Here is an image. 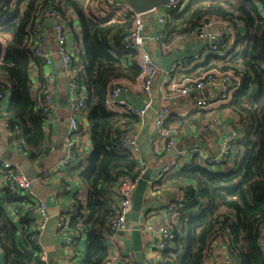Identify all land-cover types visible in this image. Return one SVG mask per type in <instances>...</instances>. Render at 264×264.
Wrapping results in <instances>:
<instances>
[{"label": "trees", "instance_id": "trees-1", "mask_svg": "<svg viewBox=\"0 0 264 264\" xmlns=\"http://www.w3.org/2000/svg\"><path fill=\"white\" fill-rule=\"evenodd\" d=\"M93 0H3L0 7V90L10 92L12 106L7 119L11 127H23L20 143L33 159L46 152L47 114L33 93L31 68L43 63L35 54L33 28L42 11L58 5L74 10L80 23L72 28L73 62L79 71V86L86 96L87 119L92 151L82 162L81 182L86 187L87 204L70 220L69 228L86 234L88 247L82 264H103L109 257L108 224L115 216L119 201L116 186L120 177L131 173L134 156L118 142L121 128L138 121L111 110L106 105L108 88L115 79L135 81L141 74L138 51L125 50L122 38L132 18L114 14L95 16ZM181 0L173 10L164 8V43L190 35L204 20L216 18L246 28L236 37L235 45L224 53L206 55L197 75L187 72L183 84L200 77V71L214 68L232 71L240 86L223 108L237 117L243 135L235 143L238 158L233 167L214 169L195 160L179 166L169 179L187 189L182 208L173 211L174 248L162 252L170 256L167 264H205L209 249L228 234L229 248L240 257L241 264H264V0ZM186 5V6H185ZM245 39L244 41L242 39ZM238 41L242 43L238 47ZM71 49V48H70ZM42 64V65H41ZM185 80V78H184ZM9 87V88H8ZM200 112L196 123L207 119ZM201 122V123H202ZM200 123V124H201ZM226 166V165H225ZM7 181V180H6ZM0 178V248L3 264H31L37 261L38 249L27 241L31 207L17 202ZM3 195L5 197H3ZM17 203L19 230L9 207ZM85 211L88 215L85 214Z\"/></svg>", "mask_w": 264, "mask_h": 264}, {"label": "crops", "instance_id": "crops-1", "mask_svg": "<svg viewBox=\"0 0 264 264\" xmlns=\"http://www.w3.org/2000/svg\"><path fill=\"white\" fill-rule=\"evenodd\" d=\"M188 0L185 1V4ZM186 6V5H185ZM160 7L145 14V28L143 36L146 37V49L150 52L153 60L159 66L155 78L153 80V92L151 95V105L143 117H137L138 121L130 124L138 134L141 143V151L134 156V164L132 171L135 172L139 168V162L142 160L146 163V171H150V179L148 181L147 190L144 198V205L141 213V221L153 224H169L174 223L175 219L171 215L173 210L170 208L176 197L174 187L178 184L168 178H161L162 169L165 164L173 160L175 154L179 150L187 151L188 159L184 162H190L192 159L203 164L202 156L206 152L216 154L222 144V140L233 132H237L239 137H242L243 130L237 125V117L226 108H223L225 103L218 98L215 94L212 98L211 104L202 111H195L194 101L199 97L195 92L189 95L173 91L164 83L163 73L170 67L172 62L183 56H190L199 53L201 59L197 62V68L205 62L207 53L205 50L206 41L197 38L194 33L190 35L179 36L173 39L170 43H166L167 47L157 43L153 37L163 31L164 22H159L158 18L164 16V10H159ZM165 8V7H164ZM67 15V37L69 51L72 52L73 35L72 28L79 30L80 23L78 16L74 10L68 6L62 5L61 8ZM90 10L95 16H107L111 12L105 7L104 0H93L90 5ZM221 23L213 26L214 30L221 27ZM45 33L47 36V49L55 59V77L57 85L53 93V103L55 104V111L49 114L48 120H45L44 128L46 131V152L39 158L33 159L30 151L20 149V135L23 132V127L17 126L7 132L6 129H0V157L9 159L18 164L21 169L25 168L31 176H35L33 183V190L38 193L46 202L50 218L57 217V212L60 209H67L71 204L75 203L86 207L87 192L85 185L81 182L80 175L84 170L82 162H85V157L92 151V144L90 140V126L87 116L85 114L79 115L80 120V134H79V152L83 159L74 162L70 170L64 172L51 173L47 179L42 178L43 174L50 171V168L57 164L60 158L64 155L66 144L65 137L67 126L70 118V110L68 101L70 100L71 91L69 90L66 82L61 81L59 78V68L56 66V61L60 59L56 55V36L53 31L52 21H47L45 24ZM240 34L247 33L246 28L238 26ZM236 32V37L238 35ZM245 40L244 38L242 39ZM242 42L238 41L240 46ZM71 48V49H70ZM141 55V51H138ZM132 55V54H131ZM129 55V56H131ZM141 67L142 58L139 59ZM42 65V64H41ZM196 70L197 72L201 68ZM63 69V64H62ZM49 70L46 66L42 65L40 68L32 67L30 74L32 79V89L35 95H38L40 90L45 89V74ZM190 70V71H191ZM198 74V73H197ZM124 80L126 89L122 92L121 98L127 100L135 107H141L149 99L148 95L141 88V80L135 81L129 79ZM9 88V87H8ZM218 92V91H217ZM83 95L88 96V92L83 89ZM212 92L209 89L204 91V95H210ZM4 97L0 103V121L3 116H8V110L12 106V98L10 92H3ZM168 107L175 113L166 122V127L171 131L176 139V148L171 152H166L163 146L156 140L155 129V116L160 108ZM207 112V119L203 122L196 123L199 118L200 112ZM122 113V112H120ZM132 116V115H128ZM212 117L217 118L216 126L213 129L206 130L204 128L205 122ZM201 123V124H200ZM128 126V125H125ZM49 128V130L46 129ZM60 146L62 148H60ZM192 149V150H191ZM197 150V153L194 151ZM238 158V153L232 151L229 159L226 161L225 169L233 167L232 164ZM230 165V167H227ZM223 167V168H224ZM177 169V168H176ZM63 185H70V190H65ZM116 186V191H117ZM3 197H5L3 195ZM117 199V196H116ZM15 202L9 207L15 223L19 230L22 226L16 214ZM85 214L87 212L85 211ZM70 235L74 238V242L70 248V256L66 253V248L62 243L61 235L55 233V248L57 251L56 259L53 263L57 264H82L85 257L88 240L86 234L79 233L73 229H69ZM107 244L109 247V256L113 255L118 259L127 257L134 259L136 264H145L152 260H157L160 257V252L154 248V244L158 241L156 236H152L149 232H142L143 240V260L139 261L136 251L133 247L132 234H125L118 239L111 238L107 233ZM228 234H223L215 248V255L207 258L205 264H224V248L228 243ZM4 252L0 248V264H3ZM235 264H241L238 254H236Z\"/></svg>", "mask_w": 264, "mask_h": 264}, {"label": "built area", "instance_id": "built-area-1", "mask_svg": "<svg viewBox=\"0 0 264 264\" xmlns=\"http://www.w3.org/2000/svg\"><path fill=\"white\" fill-rule=\"evenodd\" d=\"M3 0H0V7ZM181 0H169L167 5L164 6L167 10H173L183 5L180 4ZM105 7L118 17L132 18V24L128 29V32L123 36L122 43L125 50L131 55L135 51H141V74L137 78L141 80V88L148 95L149 99L141 107H135L127 100L121 98L122 92L126 89L124 80H113L108 88V95L106 99V105L113 111L122 112L127 115H136L137 117H143L151 105V95L153 92V80L159 66L153 60L150 52L146 49V37L143 36L145 28V14L137 11L130 4L122 0H104ZM159 22H164L163 17L158 18ZM47 21H52L53 31L56 36V55L60 57L63 62V71L66 74V82L69 90L71 91L69 100L70 118L67 126V132L65 137V152L60 158L59 162L50 168L43 174L42 178L47 179L51 173L64 172L70 170L73 167L74 162L83 159L79 152V134H80V120L79 115H87L86 98L82 93V89L79 86V71L73 62L69 51L68 37H67V25L68 18L66 13L58 5L48 8L42 11L41 18L37 20L32 30L33 40L35 45V54L44 66L49 68L45 74V89L43 95L39 98V105L47 116L55 111V104L53 103V93L57 85L55 77V59L47 49V36L44 24ZM217 23H221V27L218 30H214L213 26ZM237 28L231 23L220 21L216 18H209L203 21V23L194 30V34L197 38H201L206 41L205 50L207 53H218L224 55L225 52L231 50L235 45ZM166 34L164 32L157 33L153 39L157 43H161L165 48L167 44L164 43ZM239 47V45H238ZM201 59L199 53L176 58L170 67L163 73L164 83L173 91H179L182 94L189 95L191 92H195L199 97L194 101L195 111H202L207 108L215 94L222 100L223 103L228 104L238 87L240 86V78L237 77L232 71H220L218 68L207 70L200 77L191 83L183 84L191 79H186L187 72L193 69L197 65V62ZM185 78V80H184ZM206 89L211 90L210 95H204ZM218 91V92H217ZM4 94L0 90V103ZM175 112L168 108H160L155 116V129L156 140L163 146L166 152H171L176 148V139L171 131L166 127V122L173 116ZM48 120V117H47ZM217 118L212 117L205 122L204 128L206 130L213 129L216 126ZM4 128L7 132H11V124L9 123L7 116H3L0 121V129ZM49 130L48 127H46ZM237 132H233L231 135H227L223 140L218 153L212 154L206 152L203 154V164L214 168L220 169L226 165V161L229 159L232 151H235V143L239 139ZM118 142L123 148L131 150L133 155H137L141 151V143L139 134L133 130L131 126H123L118 136ZM23 149V146H19ZM192 150V149H191ZM197 153V150H194ZM185 159H188L187 151L179 150L175 154L173 160L164 165L162 169L161 178H168L174 173L176 168L179 167ZM186 163V162H184ZM183 163V164H184ZM146 171V163L144 161L139 162V168L135 172L123 174L117 185V200L119 205L115 216L108 224V235L111 238L118 239L120 236L131 233L130 214L133 209V194L138 186L139 181ZM0 178L7 180L6 184L8 190L13 194L17 202L29 205L31 209L28 212V217L31 220L30 229L32 233L29 234L27 241L38 249L37 261H33L31 264H57L53 263V258L50 256L46 248L41 242L42 233L46 229L48 221L50 219V213L44 199L33 190L34 180L31 179L21 167L9 159H3L0 157ZM65 190H70V185H63ZM176 197L174 199L172 207L173 211H177L182 208L185 200L187 189L180 184L174 187ZM82 211L79 210L77 204L73 203L67 209H60L57 212V222L55 226V233L60 234L62 237V243L66 248V253L70 256V248L74 242V238L69 233V224L72 217L78 216ZM141 232H149L152 236H156L158 241L154 244V248L160 252V257L157 260L149 261L145 264H167L170 256H164L162 252L166 249L174 248L175 233L173 230V223L169 224H153L145 223L140 219ZM261 244L264 247V232L261 237ZM217 242H213L209 249L207 258L215 255V248ZM229 248L227 243L224 248V264H235L236 254ZM103 264H136L134 259L127 257L118 259L111 255Z\"/></svg>", "mask_w": 264, "mask_h": 264}, {"label": "water", "instance_id": "water-1", "mask_svg": "<svg viewBox=\"0 0 264 264\" xmlns=\"http://www.w3.org/2000/svg\"><path fill=\"white\" fill-rule=\"evenodd\" d=\"M122 1L130 4L133 8H135L139 12L147 13L153 11L154 9L160 6H166L169 0H122ZM62 64L63 62L61 59L56 61V66L59 68V78L61 81L65 82L66 74L65 71H63L62 69ZM67 104L69 107L70 106L69 101ZM60 148L62 147L60 146ZM22 169L31 179L33 180L35 179V176H31L25 168ZM149 179H150V171H147L142 176L133 194V209L130 214V225H131V234L133 237V247L134 250L136 251L139 261L143 260V240H142V232L140 230V219H141V213L144 205V198H145V193L147 190ZM56 222H57V217L56 218L51 217L41 237V242L43 246L46 248V250L53 259H56L57 257V251L55 248V236H54Z\"/></svg>", "mask_w": 264, "mask_h": 264}, {"label": "rangeland", "instance_id": "rangeland-1", "mask_svg": "<svg viewBox=\"0 0 264 264\" xmlns=\"http://www.w3.org/2000/svg\"><path fill=\"white\" fill-rule=\"evenodd\" d=\"M159 10H160V11H161V10H164V6H160ZM191 72H192V75H197V73H198L196 70H191ZM205 72H206V71H205ZM205 72L200 71L201 75H202L203 73H205Z\"/></svg>", "mask_w": 264, "mask_h": 264}]
</instances>
